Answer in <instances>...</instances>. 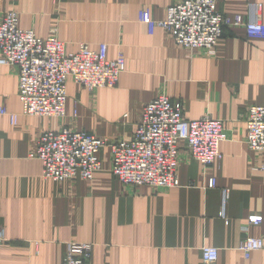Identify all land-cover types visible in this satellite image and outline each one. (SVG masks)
<instances>
[{
  "label": "crops",
  "instance_id": "obj_1",
  "mask_svg": "<svg viewBox=\"0 0 264 264\" xmlns=\"http://www.w3.org/2000/svg\"><path fill=\"white\" fill-rule=\"evenodd\" d=\"M180 1L0 0V23L17 11L20 27L40 38L56 35L72 52L106 44L108 59L122 52L126 60L114 88L69 80L61 121L23 116L18 69L0 65V108L18 115L15 123L0 119V264H63L69 243L92 245L88 264H204V247L218 249L216 264H264V249L249 259L240 251L247 238L264 239V153L246 143L248 109L264 106V39L249 38L244 26L250 3L262 5L264 23V0H220L221 13L243 22L226 27L213 50L177 47L164 29L150 34L139 21L149 9L161 22ZM160 95L182 103L187 119L224 122L221 160L204 167L183 143L179 187H133L114 177L106 147L91 181L42 178L31 153L43 133L69 127L110 143L130 140L143 108ZM252 217L262 222L252 225Z\"/></svg>",
  "mask_w": 264,
  "mask_h": 264
},
{
  "label": "built area",
  "instance_id": "obj_2",
  "mask_svg": "<svg viewBox=\"0 0 264 264\" xmlns=\"http://www.w3.org/2000/svg\"><path fill=\"white\" fill-rule=\"evenodd\" d=\"M219 2L181 0L167 9L163 21H154L149 9L140 12L139 21L147 25L150 34L157 27L164 29L177 47L213 50L218 47L226 27L243 22L240 17L233 20L221 13ZM261 12L262 5L249 4V17L244 26L251 39H264ZM0 65L18 69V96L23 116L60 121L67 115L69 80L88 90L114 88L126 70L122 52L110 60L106 44L97 49L81 44L78 51H69L67 44L56 35L43 39L33 30L22 29L17 11L5 12L0 23ZM2 117H9L15 123L18 115L2 107ZM226 140L223 121L210 116L187 119L182 103L160 95L145 105L130 140L110 143L94 134L62 127L43 133L31 157L42 163L43 179L91 181L103 169L101 151L109 147L112 174L123 185L172 189L180 186L178 168L183 143L194 160L208 167L221 160V144ZM246 143L255 153H264V106L253 105L248 109ZM259 169L264 171V166ZM216 186V180L211 178L208 187ZM224 206L222 218H225ZM249 222L259 225L262 219L252 217ZM2 238L1 235L0 252ZM263 249L264 239L249 237L240 245L246 259ZM202 253L204 264L217 263L218 249L204 247ZM91 255L92 245L69 243L63 264H88Z\"/></svg>",
  "mask_w": 264,
  "mask_h": 264
}]
</instances>
